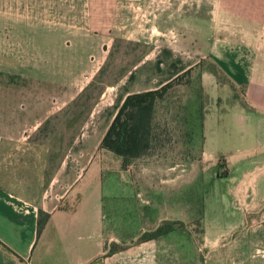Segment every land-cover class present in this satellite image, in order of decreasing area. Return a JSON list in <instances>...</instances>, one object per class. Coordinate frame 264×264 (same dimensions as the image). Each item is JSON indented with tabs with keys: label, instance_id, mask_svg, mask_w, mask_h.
<instances>
[{
	"label": "crops",
	"instance_id": "1",
	"mask_svg": "<svg viewBox=\"0 0 264 264\" xmlns=\"http://www.w3.org/2000/svg\"><path fill=\"white\" fill-rule=\"evenodd\" d=\"M69 1L74 8L79 0ZM90 4L81 0L82 11L59 12L56 0H0V264H143L150 259L139 261L132 248L107 254L119 236L106 226L105 181L111 193L135 200L137 223L138 196L147 193L141 181L148 173L131 169L132 162L122 168L121 159L99 144L127 94L156 89L206 55L173 43L146 54L122 79L112 109L94 115L103 89L57 155L54 126L47 121L77 99L105 60L107 34ZM210 19L215 35L225 29L240 44L213 37L208 55L243 87L250 110L242 112L264 115V0H212ZM170 63L179 68L160 80L127 86L135 70L164 69ZM203 78L217 83L212 72ZM204 131L206 147L205 122ZM111 163L115 171L107 173ZM39 212L47 216L37 233Z\"/></svg>",
	"mask_w": 264,
	"mask_h": 264
},
{
	"label": "rangeland",
	"instance_id": "2",
	"mask_svg": "<svg viewBox=\"0 0 264 264\" xmlns=\"http://www.w3.org/2000/svg\"><path fill=\"white\" fill-rule=\"evenodd\" d=\"M56 1L59 12L84 9L81 0L74 8L69 0ZM211 1L91 0L89 8L107 34L105 60L93 85L47 121L54 126L57 155L77 134L96 94L104 89L94 115L112 109L122 79L146 54L173 43L184 50L199 48L206 55L157 101L154 116L161 129L160 142L151 153L132 161L131 169L137 166V171L148 173L141 181L147 193L138 196L137 223L135 200L111 193L105 181L106 226L119 236L109 243L107 254L132 248L139 261L150 258L143 264H264V115L242 112L250 110L243 87L233 84L208 55L213 37L230 46L240 44L224 28L221 36L215 35ZM176 68L171 63L164 69L140 68L125 82L130 86L160 80ZM206 72L213 73L216 84L204 80ZM113 171L111 163L107 173ZM164 223L174 229L145 240ZM89 232L93 247V228Z\"/></svg>",
	"mask_w": 264,
	"mask_h": 264
},
{
	"label": "trees",
	"instance_id": "3",
	"mask_svg": "<svg viewBox=\"0 0 264 264\" xmlns=\"http://www.w3.org/2000/svg\"><path fill=\"white\" fill-rule=\"evenodd\" d=\"M189 69L156 89L127 94L107 127L99 147L118 156L123 168L133 160L151 153L159 144V134H161L160 126L154 116L157 101L161 100L180 75L188 72ZM96 80V77L93 78L78 97L82 96ZM101 93L102 90L96 94L92 105L95 104ZM46 216L39 212L37 233L43 229ZM173 229L170 223H164L149 233L150 235L145 240L166 234Z\"/></svg>",
	"mask_w": 264,
	"mask_h": 264
}]
</instances>
